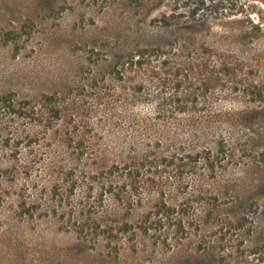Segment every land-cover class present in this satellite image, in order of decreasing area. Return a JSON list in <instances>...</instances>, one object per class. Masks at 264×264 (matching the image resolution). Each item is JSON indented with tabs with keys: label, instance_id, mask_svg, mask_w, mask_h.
I'll return each mask as SVG.
<instances>
[{
	"label": "rangeland",
	"instance_id": "rangeland-1",
	"mask_svg": "<svg viewBox=\"0 0 264 264\" xmlns=\"http://www.w3.org/2000/svg\"><path fill=\"white\" fill-rule=\"evenodd\" d=\"M0 264H264V0H0Z\"/></svg>",
	"mask_w": 264,
	"mask_h": 264
},
{
	"label": "trees",
	"instance_id": "trees-1",
	"mask_svg": "<svg viewBox=\"0 0 264 264\" xmlns=\"http://www.w3.org/2000/svg\"><path fill=\"white\" fill-rule=\"evenodd\" d=\"M16 102L11 94L2 93L0 94V106L6 109H12L16 111Z\"/></svg>",
	"mask_w": 264,
	"mask_h": 264
}]
</instances>
